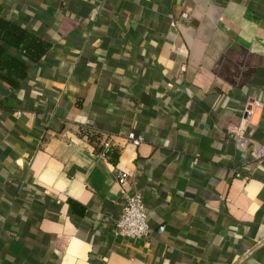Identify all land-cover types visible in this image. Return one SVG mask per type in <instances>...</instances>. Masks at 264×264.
<instances>
[{
	"label": "crops",
	"instance_id": "obj_1",
	"mask_svg": "<svg viewBox=\"0 0 264 264\" xmlns=\"http://www.w3.org/2000/svg\"><path fill=\"white\" fill-rule=\"evenodd\" d=\"M0 16L49 45L0 85V264H264V0H0ZM134 193L146 240L114 235Z\"/></svg>",
	"mask_w": 264,
	"mask_h": 264
},
{
	"label": "trees",
	"instance_id": "obj_2",
	"mask_svg": "<svg viewBox=\"0 0 264 264\" xmlns=\"http://www.w3.org/2000/svg\"><path fill=\"white\" fill-rule=\"evenodd\" d=\"M49 45L33 31L0 16V85L9 91L18 90L28 76L31 66L40 62L47 53ZM79 136L86 138L96 152L102 151V136L88 130H79ZM119 151L110 148L107 158L116 164ZM57 207L56 204H53ZM73 214L82 215L84 208L70 201ZM15 237V235H12Z\"/></svg>",
	"mask_w": 264,
	"mask_h": 264
},
{
	"label": "built area",
	"instance_id": "obj_3",
	"mask_svg": "<svg viewBox=\"0 0 264 264\" xmlns=\"http://www.w3.org/2000/svg\"><path fill=\"white\" fill-rule=\"evenodd\" d=\"M180 19L186 21L189 19V15L182 13ZM19 115L20 113H17V116ZM128 139L135 146L143 142L141 137L132 133L128 134ZM110 148V143L108 141L104 142L101 154L103 156L108 155ZM257 159H264L263 148L258 151ZM126 177L127 174L121 171L117 176L118 184H124ZM114 226V235L122 239L146 240L149 237L150 229L147 222V210L142 194L134 193L125 197V204Z\"/></svg>",
	"mask_w": 264,
	"mask_h": 264
}]
</instances>
